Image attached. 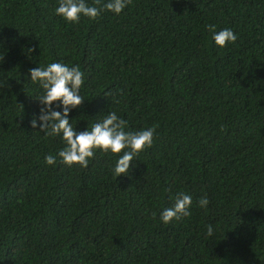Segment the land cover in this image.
Listing matches in <instances>:
<instances>
[{
  "label": "trees",
  "instance_id": "trees-1",
  "mask_svg": "<svg viewBox=\"0 0 264 264\" xmlns=\"http://www.w3.org/2000/svg\"><path fill=\"white\" fill-rule=\"evenodd\" d=\"M58 6L0 0V264H264V0H132L78 24ZM54 62L84 73L77 132L111 111L156 129L126 175L123 153L69 167L62 135L31 127L30 69ZM181 193L191 215L165 224Z\"/></svg>",
  "mask_w": 264,
  "mask_h": 264
},
{
  "label": "clouds",
  "instance_id": "clouds-1",
  "mask_svg": "<svg viewBox=\"0 0 264 264\" xmlns=\"http://www.w3.org/2000/svg\"><path fill=\"white\" fill-rule=\"evenodd\" d=\"M131 2L132 0H109L102 4L101 0H95L96 6H89L85 0H59V6L55 11L69 23L78 24L81 16L96 20L105 10L119 15ZM208 29L213 33L215 43L222 48L229 43H235L238 39L231 29L225 28L216 32L215 25H208ZM30 77L33 83L38 82L44 90L37 98L41 104L40 115L38 119L33 118L31 127L39 128L40 132L45 133V138L62 135L66 146L58 155L69 167L79 165L87 168L89 158H93L97 150L103 153L111 152L114 155L123 153L113 170L114 174L120 177L126 175L136 157L153 146L156 131L154 127L135 132L126 131L127 121L118 117L115 111L109 112L101 122L94 123L91 130L77 132L73 128L69 119L70 111L81 107L84 102L80 94L84 84V73L78 65L70 67L54 62L46 67L30 69ZM54 104L57 108L62 106L63 111L55 110ZM45 160L48 165L56 163L53 155L46 156ZM191 204V196L179 194L174 205L161 213L162 221L168 224L174 219L180 221L190 216ZM208 204L206 196L200 198V207L206 209ZM213 233V226L209 224L207 235L212 236Z\"/></svg>",
  "mask_w": 264,
  "mask_h": 264
}]
</instances>
